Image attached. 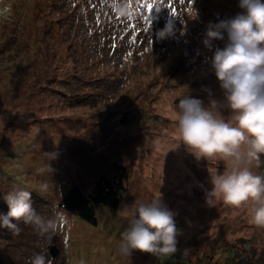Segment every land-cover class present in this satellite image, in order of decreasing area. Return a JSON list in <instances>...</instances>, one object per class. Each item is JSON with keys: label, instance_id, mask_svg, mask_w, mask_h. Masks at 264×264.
I'll return each mask as SVG.
<instances>
[{"label": "rangeland", "instance_id": "obj_1", "mask_svg": "<svg viewBox=\"0 0 264 264\" xmlns=\"http://www.w3.org/2000/svg\"><path fill=\"white\" fill-rule=\"evenodd\" d=\"M131 4L134 15L120 18L110 0H0L8 9L0 16V213L16 187L31 192L45 218L65 211L60 200L74 185L86 194L101 179L124 188L117 208H97L94 226L68 213L70 223L50 235L23 221H16L18 234L0 228L2 264H31L36 253L52 264H176L173 255L225 264L224 252L243 253L244 241L245 253L264 264V228L250 222L251 202L206 203L210 177L224 163L197 160L179 144L174 116L189 92L206 97L202 85L219 96L210 58L227 37L211 49L203 40L210 22L241 11L238 0ZM169 19L175 36L157 40ZM254 170L264 175V164ZM158 197L175 213L177 251L122 256L120 234L131 213L125 206Z\"/></svg>", "mask_w": 264, "mask_h": 264}, {"label": "clouds", "instance_id": "obj_2", "mask_svg": "<svg viewBox=\"0 0 264 264\" xmlns=\"http://www.w3.org/2000/svg\"><path fill=\"white\" fill-rule=\"evenodd\" d=\"M110 2L116 16L134 15L131 0ZM238 7L241 11L234 16L210 22L203 40L211 49L213 40H224L225 34L227 37L224 46L216 47L210 58L219 96L210 86L202 85L206 97L189 92L178 100L174 116L179 144L197 160L219 159L224 163L223 172L210 177L213 187L206 193V203L212 206L220 199L239 207L251 202L250 222L264 228V175L254 170L264 164V0H238ZM161 8L156 3V12ZM7 11L6 7L0 8V16ZM175 33L174 19H169L155 35L157 40H164L174 37ZM224 110H228V115H224ZM47 154L50 159L56 155ZM4 199L8 211L0 213V228L16 234L21 231L16 221L33 225L42 236L54 234L70 223L66 211L57 210L52 218L39 214L33 207L31 192L24 187L8 191ZM125 207L131 213L129 226L120 234L122 256L129 257L133 250L155 256H168L177 251L179 231L175 213L159 197L150 201L136 199L130 207ZM31 264H52V259L36 253Z\"/></svg>", "mask_w": 264, "mask_h": 264}, {"label": "trees", "instance_id": "obj_3", "mask_svg": "<svg viewBox=\"0 0 264 264\" xmlns=\"http://www.w3.org/2000/svg\"><path fill=\"white\" fill-rule=\"evenodd\" d=\"M123 193L124 188L120 181L110 182L108 180L101 179L96 183L94 192L89 194L82 192L76 185L72 186L60 200L59 206L67 213L78 217L89 225L94 226L97 223V208H117L121 202ZM242 246L244 248L241 250L243 253H239L240 250H234L232 248L224 252L225 254L230 253L226 255L231 258V260H229L227 257L228 259L225 264H259L257 262L258 257L255 258V254H250V252L248 254L245 253L249 249L248 242L244 241ZM240 255L243 257L240 258ZM173 256H175L174 263L176 264H197L196 262H191L186 258H182L180 256L178 257L177 255ZM200 262V264H220L212 261L205 262L203 259H201ZM0 264H2L1 257Z\"/></svg>", "mask_w": 264, "mask_h": 264}, {"label": "water", "instance_id": "obj_4", "mask_svg": "<svg viewBox=\"0 0 264 264\" xmlns=\"http://www.w3.org/2000/svg\"><path fill=\"white\" fill-rule=\"evenodd\" d=\"M57 249H56V247L54 246V247H50V253H51V256L52 257H55L56 256V254H57Z\"/></svg>", "mask_w": 264, "mask_h": 264}, {"label": "snow or ice", "instance_id": "obj_5", "mask_svg": "<svg viewBox=\"0 0 264 264\" xmlns=\"http://www.w3.org/2000/svg\"><path fill=\"white\" fill-rule=\"evenodd\" d=\"M146 7L149 8V9H152L153 5L152 4H146ZM173 11H175V10H173Z\"/></svg>", "mask_w": 264, "mask_h": 264}]
</instances>
